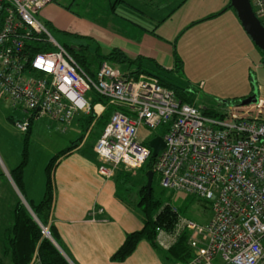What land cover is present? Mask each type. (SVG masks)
I'll return each instance as SVG.
<instances>
[{
  "label": "built area",
  "instance_id": "obj_1",
  "mask_svg": "<svg viewBox=\"0 0 264 264\" xmlns=\"http://www.w3.org/2000/svg\"><path fill=\"white\" fill-rule=\"evenodd\" d=\"M52 1L0 0V98L23 112L15 127L26 132L49 118L67 128L79 113L101 115L107 104L92 105L91 94L105 97L116 110L94 150L99 173L110 178L120 168L133 173L152 155L139 139L142 126L169 124L154 164L159 183L210 201L212 217L202 224L172 206L175 226L159 229L157 244L170 249L188 231L192 256L176 264H264L263 87L257 85L255 102H225L224 116L216 117L181 101L153 75L135 78L104 61L93 77L39 17ZM250 2L264 25V0ZM29 264H43L38 250Z\"/></svg>",
  "mask_w": 264,
  "mask_h": 264
},
{
  "label": "crops",
  "instance_id": "obj_2",
  "mask_svg": "<svg viewBox=\"0 0 264 264\" xmlns=\"http://www.w3.org/2000/svg\"><path fill=\"white\" fill-rule=\"evenodd\" d=\"M230 2L64 0L62 3L53 0L39 17L52 29L74 34L79 44L92 38L103 54L120 48L133 58L142 56L168 70H175L178 55L186 67L189 65L201 76L195 85L197 91H205L209 86L207 91H221L218 97L225 100L235 97L243 100L254 88L253 81L249 83V70L262 67L264 60L262 64L260 59L264 57L243 28L235 10L228 8ZM224 7L227 9L222 15L206 19ZM146 9H150L151 14H147ZM255 62L259 64L253 67ZM255 82L256 91L257 85L264 90L262 83ZM192 100L198 106L195 98ZM82 114L76 115L72 124L64 128L73 134L71 141L85 131L84 121L80 120ZM91 129L79 146L60 157L52 172L50 224L59 235L57 246L71 264H176L168 258L169 249L160 246L157 249L145 239L125 260L112 259L127 235L144 227V216L135 213L131 207L137 193L129 199L131 190L128 188L137 189L131 182L124 181L122 175L129 171L120 168L110 178L99 173L100 162L94 147L87 146L86 141L97 133L96 128L93 132ZM4 179L6 193L10 194L7 198L11 197L14 202L13 206L7 207L6 198L0 197V264H13L5 252V229L12 225L13 210L22 198L13 179L8 176ZM24 187L27 198L38 201L32 196L34 187L26 179V173Z\"/></svg>",
  "mask_w": 264,
  "mask_h": 264
},
{
  "label": "trees",
  "instance_id": "obj_3",
  "mask_svg": "<svg viewBox=\"0 0 264 264\" xmlns=\"http://www.w3.org/2000/svg\"><path fill=\"white\" fill-rule=\"evenodd\" d=\"M228 8H232L231 2ZM227 7L223 10L209 15L206 19L213 18L222 14ZM235 10V9H234ZM236 12V10H235ZM49 29L52 27L49 23H46ZM70 54L76 59L78 64L91 76H96L101 64L104 61H108L112 65L121 69L123 73L130 72L135 78L140 77L142 74L153 75L159 78L162 85L172 89L176 96L183 102H188L193 104L192 97L185 95L183 92V87L174 84L170 79L171 77L165 76V70L162 66L155 62L144 59L142 56L133 58L129 56L125 51L120 48H114L109 54H103L99 50L98 44L92 39H86L85 43L78 44L77 46L64 45ZM258 49L264 54V51L258 47ZM175 70L178 72L182 60L177 55ZM150 63L153 64L150 68ZM151 64V65H152ZM155 69V70H154ZM174 69L168 71H175ZM254 88L255 82H253ZM182 89V91L180 90ZM92 105L97 103L107 104L105 110L101 115L96 116L94 112L84 113L81 115L80 120L84 121L85 131L77 139L71 141L70 145L66 148L60 150L57 154L51 157L45 171L47 175V180L45 184V192L39 201L29 200L25 193V167L29 159V138L32 134V126L26 132L24 148H23V160L21 163L10 170L11 178L19 189L20 193L24 199L28 202L29 208L22 200H18L15 208L13 210V223L5 229V252L10 258L13 264H29L34 253L38 250L43 264H71L69 260L65 257L63 252L57 246L56 242L59 243V235L55 227L50 224V217L53 205V184H52V172L53 169L63 155L71 152L75 149L85 138L86 132L91 129L93 132L96 128L97 133L95 136H100L105 128V126L110 121L113 112L116 107L113 105H108V100L96 93H92ZM242 99L235 97L229 99L227 102H240ZM204 112L208 115L221 117L224 113L219 107H208L203 108ZM8 120L14 122L15 118L12 113L8 114ZM164 130L161 136H164L169 129V124L163 125ZM91 133V132H90ZM148 145V143H146ZM157 157L150 156L147 162L138 169L139 173L143 175V181L138 186L137 194L139 196L137 205L141 208L144 216V227L141 230L131 232L127 235L122 246L113 255L112 259L117 261L125 260L129 255H131L137 245L141 240H148L153 246L159 249V245L156 242L159 229L172 230L175 226L177 220V212L172 208V204L167 200V190L162 188L159 180L157 179V174L154 172V163ZM154 172V179L152 185L151 194L148 192L147 182H148V172ZM124 181L132 182L133 173L124 172ZM140 180H136L133 185L138 184ZM155 180H158L155 185ZM159 187V190L157 189ZM128 190L132 191L129 187ZM134 192L133 196L135 195ZM136 194V195H137ZM41 224L49 226L50 232L55 240H51L45 237L42 233ZM189 232L185 231L179 237L177 243L173 245L167 255L172 261H185L192 256V251L188 245Z\"/></svg>",
  "mask_w": 264,
  "mask_h": 264
},
{
  "label": "rangeland",
  "instance_id": "obj_4",
  "mask_svg": "<svg viewBox=\"0 0 264 264\" xmlns=\"http://www.w3.org/2000/svg\"><path fill=\"white\" fill-rule=\"evenodd\" d=\"M59 1L64 3V0ZM145 11L147 12V14H151L150 9H146ZM50 31L55 39L62 45L73 47L79 44V40L74 34H70L65 31H58L55 29H50ZM179 58L182 60V63L180 64L181 68L179 69V71L177 72L176 70H165V76L171 77L170 80L174 84L183 87V92L185 93V95L195 98L198 107L208 108L214 106L219 107L221 110H223L225 102H227L228 100L218 97V94L221 91H207L209 89V86L205 91H197L198 88L195 85L197 82H199L197 80L198 78H201V76L198 72L192 70L191 67L189 68V65L186 67L183 59L180 56ZM263 60L264 58L260 59V62L262 63ZM256 64H259V62H255L252 66L255 67ZM249 76V83H251L252 81H259L264 86V64L262 67L260 65L256 69L251 68V70H249ZM240 83L241 79L239 81V84ZM246 83L248 84V81ZM180 90L182 91V89ZM207 93L213 94V96H211L210 98L208 97ZM206 98H209L211 101H206ZM203 101L204 103H202ZM10 113H12L15 118H22L23 116V112L20 109L11 108L9 104H7L4 100H2V98H0V197L6 198L7 207L13 206L12 202H14V200L11 197L7 198V196L10 194L9 192L6 193L7 186L5 185L6 180L4 179V177L8 176L10 178L9 171L17 167L23 160V148L26 137V133L17 130L12 122L8 120L7 117ZM57 125L58 124L56 123L53 124V121L49 118H41L39 120H36L32 126V134L29 138V159L24 173H26V179L31 184H33L34 189L32 190V196L38 201L42 198L45 192V183L47 180L45 169L51 157L59 150H61V148L70 145L71 139L73 137V134L71 132H66L63 127ZM163 130L164 126H160L156 129L142 126L139 131V139L145 143H148L150 139H152L155 135L162 134ZM97 138L98 136H95L91 137L89 140L88 137V140L86 141H88L89 144L87 146L95 148V146L93 145L94 143H96L95 141H97ZM91 139L94 140L92 141ZM141 177L142 176L138 170L133 171V181L131 182L133 188L138 189L139 184L133 185V183L136 180H140ZM156 183L157 180H155V185L158 186V184ZM157 189L159 190V187H157ZM166 190L167 200L170 202V204L177 208L178 212L182 216L193 219L202 224H204L203 222L208 223L209 219L212 217V207L210 201L183 191L171 192L168 189ZM17 191L20 194L22 201L26 203V200L24 199L18 188ZM135 191L136 190L131 191L130 196H128L130 197L129 199L132 200L131 195H133ZM136 198L137 199L134 200V204L131 205V207L133 208V211L135 213H140L141 215H143L141 208L137 205V201L139 199L138 194L136 195ZM53 241L55 242V240Z\"/></svg>",
  "mask_w": 264,
  "mask_h": 264
},
{
  "label": "water",
  "instance_id": "obj_5",
  "mask_svg": "<svg viewBox=\"0 0 264 264\" xmlns=\"http://www.w3.org/2000/svg\"><path fill=\"white\" fill-rule=\"evenodd\" d=\"M231 6L236 10L239 20L245 31L252 38L255 45L264 51V25L260 19L255 15L250 0H231ZM256 86V85H255ZM257 99L256 87L253 88L251 95H248L242 103H253ZM148 145L152 148V156L157 157L159 152L166 147L164 137L156 135L148 142ZM11 178V177H10ZM154 179V172L151 170L148 172V192L151 194L152 185ZM12 180V178H11ZM14 183V182H13ZM27 207H30L28 202L25 203ZM52 237V236H51ZM52 240L53 237L51 238Z\"/></svg>",
  "mask_w": 264,
  "mask_h": 264
},
{
  "label": "bare ground",
  "instance_id": "obj_6",
  "mask_svg": "<svg viewBox=\"0 0 264 264\" xmlns=\"http://www.w3.org/2000/svg\"><path fill=\"white\" fill-rule=\"evenodd\" d=\"M100 107H101V106H100ZM100 107H98V111L101 110ZM99 109H100V110H99ZM73 121H74V120H73ZM71 124H72V123H71ZM71 124H70V125H71ZM70 125H69V126H70ZM14 127H15V124H14ZM15 128H16V127H15ZM16 129H17V128H16ZM17 130H18V129H17ZM154 164H155V163H154ZM26 202H27V201H26ZM28 208H29V207H28Z\"/></svg>",
  "mask_w": 264,
  "mask_h": 264
}]
</instances>
